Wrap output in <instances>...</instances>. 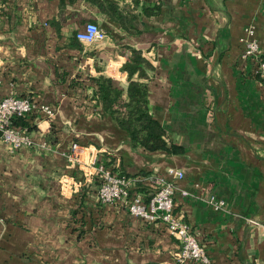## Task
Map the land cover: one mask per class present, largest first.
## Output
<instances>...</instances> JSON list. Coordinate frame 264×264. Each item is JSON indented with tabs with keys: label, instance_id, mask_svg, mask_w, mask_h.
Instances as JSON below:
<instances>
[{
	"label": "crops",
	"instance_id": "1",
	"mask_svg": "<svg viewBox=\"0 0 264 264\" xmlns=\"http://www.w3.org/2000/svg\"><path fill=\"white\" fill-rule=\"evenodd\" d=\"M115 1L138 30L87 0H0V97L54 108L49 118L27 114L37 125L26 129L31 145L14 148L0 136V264H174L178 241L165 223L100 201L92 162L130 176L182 169L175 210L210 264H264V83L240 41L253 25L264 53V0ZM147 3L158 15L144 13ZM86 21L106 39L76 40ZM133 48L154 67L140 78L149 111L182 152L133 146L96 96L101 75L126 88L121 67ZM72 141L78 160L65 155Z\"/></svg>",
	"mask_w": 264,
	"mask_h": 264
},
{
	"label": "built area",
	"instance_id": "2",
	"mask_svg": "<svg viewBox=\"0 0 264 264\" xmlns=\"http://www.w3.org/2000/svg\"><path fill=\"white\" fill-rule=\"evenodd\" d=\"M255 27L247 26L240 41L243 44L242 57L244 60L255 61V74L264 75V59H257L261 55L260 45L255 38ZM107 37L106 32L94 21H86L82 28L76 31L75 38L83 44L101 42ZM44 115L49 118L54 114V108L45 102H36L29 96L7 94L0 97V130L4 141L14 148L28 146L33 143L27 130L14 124L12 119L17 115L29 113ZM81 146L72 141L65 152L68 159L78 160ZM91 171L98 181L97 197L103 202H124L127 210L148 221L160 220L178 241V248L174 252V264H210L205 243L197 236L191 225L184 219L183 214L175 210L174 195L176 192V178L184 177V171L175 166H167L169 177L158 171H152L133 176L126 175L120 170L111 169L103 162H92ZM139 184V185H137ZM183 193L187 191L182 190ZM209 202L214 207H221L223 200L211 196ZM251 223L259 221L249 218Z\"/></svg>",
	"mask_w": 264,
	"mask_h": 264
},
{
	"label": "trees",
	"instance_id": "3",
	"mask_svg": "<svg viewBox=\"0 0 264 264\" xmlns=\"http://www.w3.org/2000/svg\"><path fill=\"white\" fill-rule=\"evenodd\" d=\"M87 1L99 6L101 11L112 19L122 24L130 23L128 25L130 31L138 30L141 26L135 14H128L120 10L115 0ZM132 1L134 4L139 3L138 0ZM141 6L148 16L159 13V5L151 6L147 3ZM261 55V59H264V53ZM121 68L128 77L125 89L114 86L111 77L99 76L96 96L101 101L103 110L109 113L122 128L126 129L133 146L142 145L147 149H164L172 153L182 152L184 147L181 144L167 141L164 127L149 111L147 82L140 78L147 77V70L154 69L153 65L143 56L141 50L133 48L129 59ZM254 76L264 83V75L254 74ZM124 90L127 98L123 97ZM26 116L17 115L12 121L27 130L35 128L37 125ZM55 131L54 124L50 122L47 137L51 143L56 141Z\"/></svg>",
	"mask_w": 264,
	"mask_h": 264
},
{
	"label": "rangeland",
	"instance_id": "4",
	"mask_svg": "<svg viewBox=\"0 0 264 264\" xmlns=\"http://www.w3.org/2000/svg\"><path fill=\"white\" fill-rule=\"evenodd\" d=\"M255 34V33H254ZM255 36V35H254ZM256 38V37H255ZM241 58L243 59L242 55H241ZM262 58V55L259 56V58L257 59V61H259V59ZM252 61V60H251ZM254 66H253V71H254V68H255V61H252ZM255 73L252 72V75H254Z\"/></svg>",
	"mask_w": 264,
	"mask_h": 264
},
{
	"label": "water",
	"instance_id": "5",
	"mask_svg": "<svg viewBox=\"0 0 264 264\" xmlns=\"http://www.w3.org/2000/svg\"><path fill=\"white\" fill-rule=\"evenodd\" d=\"M0 135H1V130H0Z\"/></svg>",
	"mask_w": 264,
	"mask_h": 264
}]
</instances>
